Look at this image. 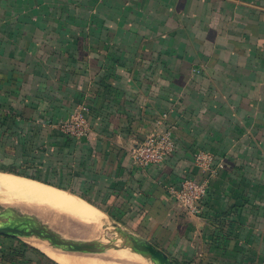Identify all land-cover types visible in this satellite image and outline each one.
<instances>
[{
	"label": "crops",
	"instance_id": "obj_1",
	"mask_svg": "<svg viewBox=\"0 0 264 264\" xmlns=\"http://www.w3.org/2000/svg\"><path fill=\"white\" fill-rule=\"evenodd\" d=\"M79 104L75 139L57 123ZM164 128L175 151L134 165ZM197 149L220 165L191 215L170 188L205 177ZM0 171L96 203L176 264H264V0H0ZM0 264L59 263L0 235Z\"/></svg>",
	"mask_w": 264,
	"mask_h": 264
},
{
	"label": "bare ground",
	"instance_id": "obj_2",
	"mask_svg": "<svg viewBox=\"0 0 264 264\" xmlns=\"http://www.w3.org/2000/svg\"><path fill=\"white\" fill-rule=\"evenodd\" d=\"M0 203L64 235L87 234L86 227L104 223L105 215L85 199L64 189L5 171H0ZM29 241L59 264H139L140 259L146 262L134 253L130 258L111 251L79 254L58 250L34 239Z\"/></svg>",
	"mask_w": 264,
	"mask_h": 264
},
{
	"label": "water",
	"instance_id": "obj_3",
	"mask_svg": "<svg viewBox=\"0 0 264 264\" xmlns=\"http://www.w3.org/2000/svg\"><path fill=\"white\" fill-rule=\"evenodd\" d=\"M0 235L36 240L63 251L105 252L127 250L149 264H176L164 250L148 239L134 233L117 220L86 227L87 234L64 235L49 230L36 219L0 203Z\"/></svg>",
	"mask_w": 264,
	"mask_h": 264
},
{
	"label": "built area",
	"instance_id": "obj_4",
	"mask_svg": "<svg viewBox=\"0 0 264 264\" xmlns=\"http://www.w3.org/2000/svg\"><path fill=\"white\" fill-rule=\"evenodd\" d=\"M87 114V108L79 104L71 116L60 120L57 126L66 135L80 139L87 136L90 131ZM158 123L161 121L159 120ZM176 148L171 129L164 128L152 131L142 140L136 141L128 148V154L134 165L144 167L151 163L164 161ZM193 161L205 177L200 180L191 177L182 178L175 187L170 188V192L175 201L189 214L197 215L207 193L208 182L211 177L217 174L220 163L217 162L214 154L202 149H197L193 153Z\"/></svg>",
	"mask_w": 264,
	"mask_h": 264
},
{
	"label": "rangeland",
	"instance_id": "obj_5",
	"mask_svg": "<svg viewBox=\"0 0 264 264\" xmlns=\"http://www.w3.org/2000/svg\"><path fill=\"white\" fill-rule=\"evenodd\" d=\"M66 191H68V190H66ZM69 193H71V194H74V195H76L77 197H80V198H82V199H85L84 197H82V196H80V195H78V194H76V193H74V192H72V191H68ZM88 203H90V204H92V206L93 207H95L96 209H98L101 213H103V215H105L104 217H103V222H107V221H109V220H112V219H114V218H112V217H109L108 215H107V213H105V209L103 208V207H101V206H98L96 203H94V202H92V201H90V200H87V199H85ZM114 220H116V219H114ZM17 241H20V242H25V243H27L28 245H31V246H34L35 248H37V249H40V248H38V247H36L35 245H33L28 239H26V238H23V239H20V238H17ZM43 251V250H42ZM108 251H111V253H113V254H115V255H118V254H120V255H122V254H126V255H124V256H126V257H128L129 256V258L130 257H132V254L129 252V251H127V250H124V251H120L119 249H112V250H108ZM68 252H71V253H79V254H91V255H94V254H96L95 252H85V251H68ZM125 252V253H124ZM43 253H45L44 251H43ZM139 264H149V262L148 261H144V260H142V259H140V263Z\"/></svg>",
	"mask_w": 264,
	"mask_h": 264
},
{
	"label": "trees",
	"instance_id": "obj_6",
	"mask_svg": "<svg viewBox=\"0 0 264 264\" xmlns=\"http://www.w3.org/2000/svg\"><path fill=\"white\" fill-rule=\"evenodd\" d=\"M12 172V171H11ZM20 242V241H19ZM22 243H25V242H22Z\"/></svg>",
	"mask_w": 264,
	"mask_h": 264
}]
</instances>
